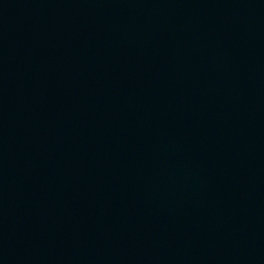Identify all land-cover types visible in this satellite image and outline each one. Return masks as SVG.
<instances>
[{
  "label": "water",
  "instance_id": "1",
  "mask_svg": "<svg viewBox=\"0 0 264 264\" xmlns=\"http://www.w3.org/2000/svg\"><path fill=\"white\" fill-rule=\"evenodd\" d=\"M108 122L179 264H264V0H24Z\"/></svg>",
  "mask_w": 264,
  "mask_h": 264
}]
</instances>
